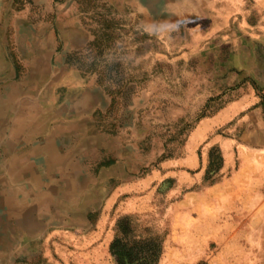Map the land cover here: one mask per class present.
Returning a JSON list of instances; mask_svg holds the SVG:
<instances>
[{
    "label": "rangeland",
    "instance_id": "374dc122",
    "mask_svg": "<svg viewBox=\"0 0 264 264\" xmlns=\"http://www.w3.org/2000/svg\"><path fill=\"white\" fill-rule=\"evenodd\" d=\"M152 1L0 0V150L21 117L42 130L9 152H32L17 167L58 146L70 158L68 185L40 187L53 209L23 264H115L109 246L126 217L166 233L162 264H264V216L253 219L264 155L252 149L264 123V0H165L146 15ZM232 104L240 114L219 117ZM188 155L196 166L182 171ZM118 164L134 179L103 183Z\"/></svg>",
    "mask_w": 264,
    "mask_h": 264
},
{
    "label": "crops",
    "instance_id": "0c3cea01",
    "mask_svg": "<svg viewBox=\"0 0 264 264\" xmlns=\"http://www.w3.org/2000/svg\"><path fill=\"white\" fill-rule=\"evenodd\" d=\"M149 0H146V3ZM168 1V0H167ZM152 2L157 3V6L154 5L149 8V5H146V10L144 11L146 15H148V11L151 10L155 15H158V10L163 7L165 0H153ZM143 10V8H142ZM157 10V11H156ZM143 13V11H141ZM141 13V15H143ZM161 17L165 16L163 12L160 14ZM62 57L60 56V59ZM62 63V61H61ZM66 69H63V71ZM62 78L55 83L54 86L48 92V97L45 99L48 110L51 113L54 100L55 102L59 100L60 95L57 94L54 97V92H57L62 89ZM8 85V84H7ZM39 85L32 86L34 100L37 98V89ZM5 88V87H4ZM87 93L91 94L90 91L83 92V96ZM94 102V101H93ZM239 104V103H238ZM35 105V104H34ZM92 105H88L84 110L90 109ZM261 107V106H260ZM237 109V116L240 114L241 109H239V105H228L226 106L220 113L221 115H226L228 119L230 116H234L235 109ZM83 110V111H84ZM94 112V109H93ZM76 115V113H73ZM254 114H259V109L254 111ZM60 115L56 118L58 121H62ZM72 117V116H69ZM49 122L52 123L54 120L53 117H50ZM66 120V119H65ZM6 126L9 127L12 121L6 119ZM14 123L19 124V128L15 131H10L12 137L9 142L4 145L8 150L4 151L5 157H10V159L3 160L2 164L0 163V185H2L8 193L4 199V202L11 203L12 206L8 205L5 210L0 212V264H12L14 261L17 263H25L29 262L31 259H35L36 251L33 249H28L26 247L25 241H29L31 243L34 242V238L38 235V233H46V218L45 212L49 211V216L51 217L50 211L53 209L51 196L46 197V191L43 188L45 185H68L69 183V168H70V158L69 152L67 150H63V146H58L54 148L53 153L50 154L48 159L45 161H38L36 163L31 164L30 167H17L16 164L26 162L28 160L26 154L32 153L30 151L22 152L20 154L8 156L11 151H18L20 147H26L27 144H31L32 137H34L35 133L40 132L42 128L38 124H33L30 120H25L24 118L18 117L16 120L13 118ZM84 122V121H83ZM53 125V124H52ZM48 124L49 128L52 126ZM84 125V124H83ZM5 126V124H4ZM23 127H28V129L24 130ZM2 132V131H1ZM0 132V136H1ZM66 135L61 134V136H57L56 134L53 136L55 142H66L67 137L70 135L67 131ZM255 137L257 141L260 143L261 139L264 141V123L259 122L257 127L254 130ZM69 134V135H68ZM254 142L252 149L256 151V149H260L259 153L264 155V146H257L258 143ZM6 142V141H5ZM81 146L78 148V153L81 148L84 147V143H80ZM264 144V142L262 143ZM2 147V144H1ZM3 147V148H4ZM11 147V148H10ZM36 148L37 147H32ZM44 151V150H43ZM8 152V153H7ZM79 153V154H80ZM12 158V159H11ZM30 158V157H29ZM12 160V161H11ZM195 160L191 155H188L187 158L183 160L181 166H183L182 171L192 170L195 165ZM9 163V164H8ZM73 163V162H72ZM8 165V166H7ZM4 166V167H3ZM245 166V163L242 162V167ZM7 167V168H6ZM17 167V168H15ZM14 168V169H13ZM25 168L28 169V176L23 177ZM72 168V167H71ZM17 169V170H16ZM20 169V170H18ZM6 170V171H5ZM109 173L105 176L103 183H115L117 180L119 184H127L130 183L132 179H134L133 172L130 167H127L123 164H118L114 166H110L108 168ZM8 176H7V174ZM13 174V175H12ZM56 175L55 177H53ZM150 177V173L147 176H144L145 179ZM9 179V180H8ZM53 179L55 181H53ZM101 179V178H100ZM114 180V181H113ZM100 182V181H99ZM102 183V182H101ZM49 194V193H48ZM10 195V196H9ZM9 200V201H8ZM48 203V204H47ZM48 208V209H47ZM264 216V205L257 210L254 214L253 219L255 218H263ZM90 235L87 238H90L85 244H92L94 242L91 241L94 238V235L97 233L93 231V233H89ZM85 253L82 252L79 254L81 259H84ZM61 259V258H60ZM90 260L85 258L83 264H89ZM62 263L63 260H59L58 264ZM80 264V263H78ZM158 264H162L161 260H159Z\"/></svg>",
    "mask_w": 264,
    "mask_h": 264
},
{
    "label": "trees",
    "instance_id": "16d2710c",
    "mask_svg": "<svg viewBox=\"0 0 264 264\" xmlns=\"http://www.w3.org/2000/svg\"><path fill=\"white\" fill-rule=\"evenodd\" d=\"M221 165L220 160L218 170ZM116 231L118 237L116 236L109 246V254L115 259V264H158L163 251L165 232L142 225L140 220L132 217L119 220Z\"/></svg>",
    "mask_w": 264,
    "mask_h": 264
},
{
    "label": "bare ground",
    "instance_id": "6f19581e",
    "mask_svg": "<svg viewBox=\"0 0 264 264\" xmlns=\"http://www.w3.org/2000/svg\"><path fill=\"white\" fill-rule=\"evenodd\" d=\"M4 108V106H0V112H1V110ZM0 123H2V121H1V117H0ZM12 159V158H11ZM9 161V160H8ZM12 161V160H11ZM1 164H2V162H1ZM9 164V163H8ZM8 166V165H7ZM4 167V166H3ZM7 168V167H6ZM16 168V167H15ZM14 169V168H13ZM6 171V170H5ZM7 174V173H6ZM13 175V174H12ZM7 176H8V174H7ZM9 177V176H8ZM9 180V179H8ZM3 193H5V194H7L8 193V191L5 189L4 190V187L2 186V185H0V194H3ZM10 196V195H9ZM9 201V200H8ZM4 203H7V202H4ZM12 203V202H11Z\"/></svg>",
    "mask_w": 264,
    "mask_h": 264
}]
</instances>
